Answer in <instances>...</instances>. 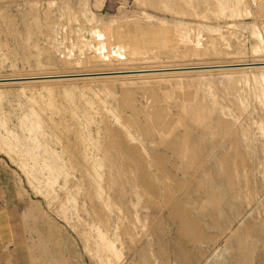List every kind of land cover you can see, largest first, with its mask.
<instances>
[{
    "label": "rangeland",
    "instance_id": "1",
    "mask_svg": "<svg viewBox=\"0 0 264 264\" xmlns=\"http://www.w3.org/2000/svg\"><path fill=\"white\" fill-rule=\"evenodd\" d=\"M247 62L264 0H0V264H264Z\"/></svg>",
    "mask_w": 264,
    "mask_h": 264
},
{
    "label": "bare ground",
    "instance_id": "2",
    "mask_svg": "<svg viewBox=\"0 0 264 264\" xmlns=\"http://www.w3.org/2000/svg\"><path fill=\"white\" fill-rule=\"evenodd\" d=\"M258 62V61H257ZM252 63H255V62H252ZM261 63V62H260ZM236 64H240V63H228V64H221V65H210V66H213V67H219V68H222V67H225L226 65H236ZM202 66H205V65H195V66H187V67H184L183 69H191V68H197V67H202ZM182 67V66H181ZM167 68H169V67H162V68H157V69H167ZM205 68V67H204ZM207 68V67H206ZM150 69V68H149ZM156 68L154 69L155 71L157 70ZM136 70V69H135ZM138 70V69H137ZM143 70V69H142ZM141 70V71H142ZM147 70V69H146ZM122 71V70H121ZM160 71V70H159ZM108 72H110V71H108ZM128 72V71H127ZM102 73H107V72H105V71H93V72H85V73H80V74H93V75H100V74H102ZM126 73V72H125ZM69 75H74V74H58L57 76H63V77H67V76H69ZM39 76H42V75H35V76H27V78H30V79H32V78H35V77H39ZM45 76V75H44ZM48 76V75H47ZM50 76V75H49ZM48 76V77H49ZM77 76H79V75H77ZM81 76H83V75H80V77ZM88 76V75H87ZM48 77H46V78H48ZM76 77V76H75ZM22 78V77H21ZM50 78V77H49ZM56 78H58V77H56ZM23 79H24V76H23ZM45 79V78H44ZM52 79H53V77H52ZM4 80H9V81H11L12 80V77L11 78H5V77H3L2 79L0 78V81H4ZM13 80H16V78L15 79H13ZM12 80V81H13ZM25 80V79H24ZM28 80V79H27ZM42 80V79H41Z\"/></svg>",
    "mask_w": 264,
    "mask_h": 264
},
{
    "label": "water",
    "instance_id": "3",
    "mask_svg": "<svg viewBox=\"0 0 264 264\" xmlns=\"http://www.w3.org/2000/svg\"><path fill=\"white\" fill-rule=\"evenodd\" d=\"M261 64H264V63H252V62H247V63H240L239 65L238 64H236V66H253V65H261ZM226 66H233V65H226ZM225 66V67H226ZM74 75H69V76H76V75H93V74H80V73H73ZM102 74H104V73H102ZM58 75V74H57ZM57 75H54L53 77H63V76H57ZM69 76H67V77H69ZM44 77H46V76H39V77H35V78H33V79H38V78H44ZM25 79H30V78H27V77H25Z\"/></svg>",
    "mask_w": 264,
    "mask_h": 264
}]
</instances>
